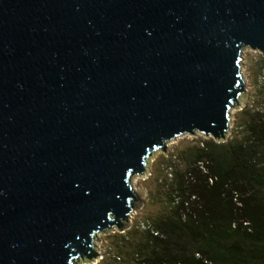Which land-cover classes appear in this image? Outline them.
Wrapping results in <instances>:
<instances>
[{
    "label": "water",
    "instance_id": "obj_1",
    "mask_svg": "<svg viewBox=\"0 0 264 264\" xmlns=\"http://www.w3.org/2000/svg\"><path fill=\"white\" fill-rule=\"evenodd\" d=\"M264 0H0V264H90L182 135L225 142Z\"/></svg>",
    "mask_w": 264,
    "mask_h": 264
},
{
    "label": "trees",
    "instance_id": "obj_2",
    "mask_svg": "<svg viewBox=\"0 0 264 264\" xmlns=\"http://www.w3.org/2000/svg\"><path fill=\"white\" fill-rule=\"evenodd\" d=\"M259 87L240 136L203 138L180 167L177 154L166 157L156 179L166 201L145 220L151 228L137 226L133 264H264V82ZM129 241L121 235L120 242Z\"/></svg>",
    "mask_w": 264,
    "mask_h": 264
},
{
    "label": "rangeland",
    "instance_id": "obj_3",
    "mask_svg": "<svg viewBox=\"0 0 264 264\" xmlns=\"http://www.w3.org/2000/svg\"><path fill=\"white\" fill-rule=\"evenodd\" d=\"M260 57L261 54L257 51L249 49L244 51L242 61L244 68L242 69L247 79V95L245 105H243L241 109L234 110L232 113L231 133L229 138L233 135L240 136L241 125L244 124V120L248 115L245 110L251 107L254 102L259 103L257 99L259 96H262L259 87L260 83H258V77L261 73L259 63ZM235 131L239 133L237 132L238 134H236ZM203 138L209 139L201 135H182L168 144L166 155L159 151L153 156L146 177H136L135 180H133L134 188L140 195L142 203L141 206L133 212L130 218L131 222L129 228L124 232H119L114 229L105 234H99L100 241L98 243V250L100 252V257L94 263L92 262L90 264H133L132 253L134 252L133 250L136 249V243L139 242L138 239L140 237L138 233L135 234L137 225H139L141 221L157 216L161 210H163L166 201V194L160 191L156 181L157 177L163 174L167 162L166 157L169 158L171 154H177L179 157H175V162L178 163V167H180V164L184 163L183 161L187 156H191L194 147L197 146ZM166 170H168V168H165V171ZM169 172H171L170 169L168 170V173ZM130 231L133 233L128 234ZM124 234L130 235L131 241L128 243L120 242L121 235ZM118 256H120V260L115 258Z\"/></svg>",
    "mask_w": 264,
    "mask_h": 264
},
{
    "label": "built area",
    "instance_id": "obj_4",
    "mask_svg": "<svg viewBox=\"0 0 264 264\" xmlns=\"http://www.w3.org/2000/svg\"><path fill=\"white\" fill-rule=\"evenodd\" d=\"M260 54H261V53H260ZM261 57L264 58V56H262V55H261ZM258 82H259V83L264 82V68H262L261 73L259 74ZM201 144H202V142H201ZM169 169L171 170L172 167H171V166L168 167V170H169ZM168 170H167V172H168ZM168 174L171 176V172H169ZM210 180L213 181L212 179H210ZM137 226L140 227L141 229H147V228L149 229V228H151V227H150V226H151L150 223L147 222V221H141L140 224L137 225ZM152 232H153V229H152ZM154 233L156 234L157 232L155 231ZM197 256H199V254H197ZM205 262H207V260H206ZM207 263L210 264V262H207Z\"/></svg>",
    "mask_w": 264,
    "mask_h": 264
}]
</instances>
